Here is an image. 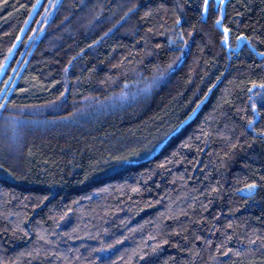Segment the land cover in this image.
<instances>
[{"label": "trees", "instance_id": "obj_1", "mask_svg": "<svg viewBox=\"0 0 264 264\" xmlns=\"http://www.w3.org/2000/svg\"><path fill=\"white\" fill-rule=\"evenodd\" d=\"M221 18L0 0V264H264V0Z\"/></svg>", "mask_w": 264, "mask_h": 264}, {"label": "snow or ice", "instance_id": "obj_2", "mask_svg": "<svg viewBox=\"0 0 264 264\" xmlns=\"http://www.w3.org/2000/svg\"><path fill=\"white\" fill-rule=\"evenodd\" d=\"M207 4H208V0H204V5H205V11H207ZM217 23L219 24L220 22L219 21H217ZM224 33H225V35H224V40H225V42H227V40H228V35H227V33H228V29L227 28H225L224 29ZM240 39H246V37H240ZM261 87H264V85H261ZM6 103H8L7 101L5 102V104ZM2 107H4V105H0V108H2ZM250 188H253V187H255L254 185H251V186H249Z\"/></svg>", "mask_w": 264, "mask_h": 264}, {"label": "water", "instance_id": "obj_3", "mask_svg": "<svg viewBox=\"0 0 264 264\" xmlns=\"http://www.w3.org/2000/svg\"><path fill=\"white\" fill-rule=\"evenodd\" d=\"M229 1H230V0H224V1L222 2V18H221V20L219 21L220 23L217 24V26H218L219 28H220V25H221V23H222L224 17H225V13H226V4H227ZM222 30L224 31V29H222Z\"/></svg>", "mask_w": 264, "mask_h": 264}, {"label": "rangeland", "instance_id": "obj_4", "mask_svg": "<svg viewBox=\"0 0 264 264\" xmlns=\"http://www.w3.org/2000/svg\"><path fill=\"white\" fill-rule=\"evenodd\" d=\"M223 1L224 0H217L218 3L223 2ZM254 191H255V188L253 187V188H249V189L242 191V193L245 195H250V194L254 193Z\"/></svg>", "mask_w": 264, "mask_h": 264}]
</instances>
